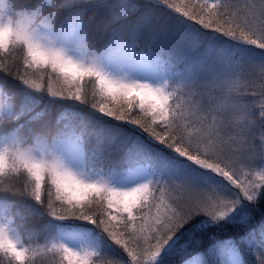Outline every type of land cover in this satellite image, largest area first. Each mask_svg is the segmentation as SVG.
Segmentation results:
<instances>
[{"label": "snow or ice", "instance_id": "snow-or-ice-1", "mask_svg": "<svg viewBox=\"0 0 264 264\" xmlns=\"http://www.w3.org/2000/svg\"><path fill=\"white\" fill-rule=\"evenodd\" d=\"M0 264H264V0H0Z\"/></svg>", "mask_w": 264, "mask_h": 264}]
</instances>
